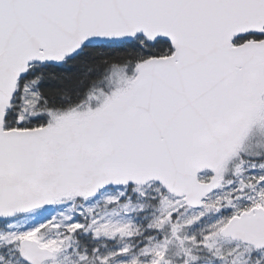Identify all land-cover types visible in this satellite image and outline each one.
Wrapping results in <instances>:
<instances>
[{
  "label": "snow or ice",
  "instance_id": "6c2138e0",
  "mask_svg": "<svg viewBox=\"0 0 264 264\" xmlns=\"http://www.w3.org/2000/svg\"><path fill=\"white\" fill-rule=\"evenodd\" d=\"M0 264H264V0H0Z\"/></svg>",
  "mask_w": 264,
  "mask_h": 264
}]
</instances>
